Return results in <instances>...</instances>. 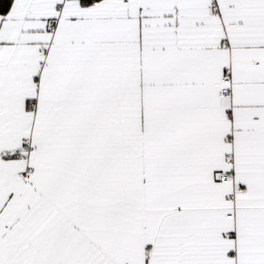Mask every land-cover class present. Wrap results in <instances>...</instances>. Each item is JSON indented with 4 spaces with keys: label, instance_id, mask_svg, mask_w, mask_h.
Returning <instances> with one entry per match:
<instances>
[{
    "label": "snow or ice",
    "instance_id": "obj_1",
    "mask_svg": "<svg viewBox=\"0 0 264 264\" xmlns=\"http://www.w3.org/2000/svg\"><path fill=\"white\" fill-rule=\"evenodd\" d=\"M0 264H264V0H0Z\"/></svg>",
    "mask_w": 264,
    "mask_h": 264
}]
</instances>
